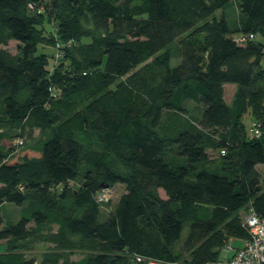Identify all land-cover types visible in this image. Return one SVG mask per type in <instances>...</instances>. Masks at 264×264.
Masks as SVG:
<instances>
[{"label": "trees", "instance_id": "1", "mask_svg": "<svg viewBox=\"0 0 264 264\" xmlns=\"http://www.w3.org/2000/svg\"><path fill=\"white\" fill-rule=\"evenodd\" d=\"M231 1L0 0V124L50 130L19 151L0 145V264H34L23 244L51 224L59 246L67 236L90 242L68 264H134V255L204 264L223 238L245 235L243 207L264 217L254 167L264 165L262 135L238 133L246 113L264 128V0H236L229 22L216 11ZM44 5L55 21L48 41L71 44L72 74L58 88L38 52L44 28L32 18ZM8 40L14 56L1 49ZM227 83L236 87L230 103ZM168 112L181 117L172 132ZM210 147L224 153L214 160ZM116 183L124 189L100 219L107 201L98 196ZM5 203L22 206L16 221L4 220Z\"/></svg>", "mask_w": 264, "mask_h": 264}, {"label": "rangeland", "instance_id": "2", "mask_svg": "<svg viewBox=\"0 0 264 264\" xmlns=\"http://www.w3.org/2000/svg\"><path fill=\"white\" fill-rule=\"evenodd\" d=\"M45 11L44 15H34L32 14V18H34V21L40 22L42 28H44V34L45 39L42 40L38 45V52L46 54L49 59L50 64V71L48 72V76L50 78V81L56 80V86L58 88V78L65 77L66 74H72L70 67H69V61L66 54V47L70 46L71 44L69 42L56 40V38H53V41H48V39H52L50 37V34L47 30H51L54 28L55 21H54V13L50 5H44V8L42 10L38 8V11L36 9V12ZM222 12L225 13L227 19L229 22H232V20H235L237 17V2L236 0H232L227 6H225L222 9H218L216 11V14L219 15ZM58 41V43H57ZM16 44L17 42L14 40H8L6 44L1 45V49L3 52L9 54L10 56H14L16 54ZM171 60V65H175L178 62L179 54H178V44L177 42H174L170 44L169 46ZM63 53V54H62ZM53 74L52 76H50ZM60 82V80H59ZM230 86H235L232 83H227L226 88V99H229L230 94L232 93V89ZM59 91V90H58ZM57 92V96H58ZM190 107H192V112L198 113V108L196 105H193L192 101L189 102ZM0 106H1V98H0ZM176 114V113H175ZM179 114L177 116L173 115V113H167L164 120L163 125L169 129V132H172V124L173 122H178ZM194 119V118H193ZM194 122H197L196 119L193 120ZM252 120L250 119L249 113L244 114L243 116V122L245 123L246 129L250 126ZM245 126H242V124L238 125V133L239 138L247 137ZM50 130L46 127L44 128H38V127H30L26 126L25 129H17V128H9L6 125L0 124V145L3 147H14L16 151L22 150L23 148H26L27 146L36 144L37 141L48 135ZM262 138L264 142V128L262 130ZM93 148V146H91ZM86 152H89L91 150L90 147H86ZM207 152L209 156L212 159H218L221 157V151L217 147H210L207 149ZM112 166L113 169L119 172L126 171L124 167L115 160H112ZM256 171L258 172L260 184L261 187L264 189V165L263 164H255L254 165ZM79 180L71 181L69 182L70 185H76ZM107 188L104 191H101L105 195V200L107 201L104 203L101 207V216L100 219L103 218L105 214L108 213L110 209L114 207L116 204L120 194L122 193L124 189V185L120 183H116L112 186L105 187ZM159 194L161 196L163 195V191L159 189ZM22 206H17L11 203H5L3 206V218L4 220H13L16 221L19 218L20 210ZM249 206L246 205L243 207L239 212V219L240 222L244 220L245 215L249 211ZM31 226V225H30ZM188 225L185 224L182 232V238L185 236L187 232ZM57 226L55 224L48 225L46 229L44 230L45 238H32L29 239L26 243L23 244L24 248V254L34 259V264H68L70 261L76 260L80 258L84 253L89 252L91 250L90 248V242L87 240H84L80 238L79 236H67L65 237L64 243L62 246L57 245L55 242L52 241L51 237L56 232ZM244 231L241 235H230L229 237L223 238L224 242L226 239H231V245L234 248H239L242 246L243 242L239 238H231L232 237H240L243 236ZM47 237V239H46ZM179 242L175 245V250H178ZM2 249V247H0ZM233 251L230 252V255H232Z\"/></svg>", "mask_w": 264, "mask_h": 264}, {"label": "built area", "instance_id": "3", "mask_svg": "<svg viewBox=\"0 0 264 264\" xmlns=\"http://www.w3.org/2000/svg\"><path fill=\"white\" fill-rule=\"evenodd\" d=\"M33 7L32 5H30ZM253 37L249 35H238L235 40L244 43L248 38ZM262 134V124L258 121H253L247 130V136L249 139L259 138ZM224 150H221V154ZM102 189L101 191L106 190ZM100 201H105V195L101 192L98 196ZM248 213L245 215L242 221V226L245 230V235L239 238L243 244L239 248H234L231 245V239H226L224 244L220 247L219 253L216 259L209 260L204 264H264V217L260 216L251 206ZM233 251L232 255L230 252ZM134 264H180L178 262H164L154 260L149 257H143L140 255L133 256Z\"/></svg>", "mask_w": 264, "mask_h": 264}, {"label": "crops", "instance_id": "4", "mask_svg": "<svg viewBox=\"0 0 264 264\" xmlns=\"http://www.w3.org/2000/svg\"><path fill=\"white\" fill-rule=\"evenodd\" d=\"M230 87L232 89V93L230 94L229 99H226L225 92H226V88H228V87H227V84L224 85V98H225L226 102H228V103H230L232 96H233V93H234L235 88H236L235 86H230Z\"/></svg>", "mask_w": 264, "mask_h": 264}]
</instances>
